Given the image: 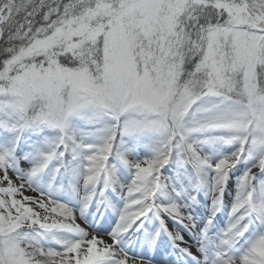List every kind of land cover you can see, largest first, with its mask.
I'll return each instance as SVG.
<instances>
[{
  "label": "snow or ice",
  "instance_id": "snow-or-ice-1",
  "mask_svg": "<svg viewBox=\"0 0 264 264\" xmlns=\"http://www.w3.org/2000/svg\"><path fill=\"white\" fill-rule=\"evenodd\" d=\"M73 117L100 125L94 143L71 130ZM45 127L59 135L29 178L56 161L55 172L79 170L86 186L110 178L118 134L160 136L142 162L116 152L133 171L109 239L10 177L21 133ZM0 130L11 134L0 150V264H135L114 247L122 233L139 231L149 213L185 220L177 204L153 199L170 158L198 177L212 169L218 193L226 173L253 151L259 158L240 178L232 220L208 264H264V205L252 185L253 169L264 173V0H0ZM217 131L224 134L210 135ZM216 141L237 147L213 163L201 146ZM253 219L258 233L237 247ZM56 233L67 234L54 235L58 248L34 242Z\"/></svg>",
  "mask_w": 264,
  "mask_h": 264
},
{
  "label": "rangeland",
  "instance_id": "rangeland-1",
  "mask_svg": "<svg viewBox=\"0 0 264 264\" xmlns=\"http://www.w3.org/2000/svg\"><path fill=\"white\" fill-rule=\"evenodd\" d=\"M72 121L73 122L76 121L77 123H79V125H87V128H88L87 129V132L86 133H84V132L81 133V131H78L77 128H76V126L74 125V123ZM71 122H72V126H70V128H71V130L73 132L76 133V135L78 137L80 135L85 136V141H86L87 138H88L89 141L95 140L94 139V136H95V131L96 130H95V128H94L93 131L89 130L90 129L89 126L92 125L94 127H97V126L100 127V125H94V124L86 123L84 120H82L79 117H73L72 120H71ZM76 122H75V124H76ZM41 131H44V129H42ZM51 131H52L51 134L53 136H55V137H49L48 140H45V143L46 144L49 143L50 141L54 140L58 136L55 133V131H56L55 128L51 129ZM223 134H224L223 132L217 131V132L211 133L210 135L211 136H220V135H223ZM129 135H130V133H129ZM92 143H93V141H92ZM222 145H224L223 150H227L228 148H231V151L232 152L235 151V149L237 147L235 144H227V143H223V142H220V141H216V142H209V143L203 144L201 146V151H202V153L204 155H206L208 157L211 156V153L212 154H216V155H214V158H210L209 157L210 160L214 163L216 160H218V159H220L222 157V150H220V148H221ZM129 147H130L129 144L126 143L125 141H122V138L119 136L118 141L116 143L114 142V153H113L114 154L113 155L114 157L111 160H109L110 161L109 162V167H111L112 172L115 175V177H114L115 180L116 179L120 180V183H121L120 186H121V190L122 191L125 190L126 187L130 184V181L132 179V176L131 175H132V171L133 170L130 169L129 167H127L126 165L122 164L119 161V159L116 156V152L122 153L123 156L125 157V159H127L129 161V163L133 164L132 163V160H133L132 159L133 158L132 157V151H129ZM228 155H229V153H228ZM67 156H68V154H66V157ZM133 156H135V155L133 154ZM69 158H70V156H68L66 159H69ZM258 158H259V154L256 151H253L250 155L246 153L245 155H243L236 162L235 166L232 167L226 173V178H228V179H231L232 178V182L234 183L233 185H234V187L236 189L235 192H234V195L232 197V203H231L232 205L230 206L231 211H232V208L234 207V205L236 204L237 199H238V197L240 195V178H241V176L243 175L244 171H246L248 168H251L252 163H254ZM170 161H171V165H172L173 174L175 176L172 177V178H168V176H167V173L168 172H165L164 170H160L159 175H160L161 187L159 189H162V192H165V194H161V192H157L156 194H158L159 199H156V200L154 199V201H155V203L158 204V203H160L161 200H164V199L167 200V199H169V197L171 195V191L173 189L172 198H170L166 204H160V205H161V207H165V206H168V205H170L172 203L177 204L179 206L180 212L183 213L184 214V217H185V220H184L183 223H187L190 216L189 217H188V215L185 216V214H186L187 211H190V205L187 203L188 202L187 201V197H185V196H183L181 194V191H180V189L178 187H180V184H181L182 185V187H181L182 188V192H185L186 191V188H185V186H183V184L189 185L190 182L194 181V179H195L194 176L196 175V172H195V170L190 165L185 166V167H178L177 164H176V162H175V159L174 158H171ZM27 168H29V167H27ZM182 171H184V172L182 173ZM22 172L24 173V178H26L27 177L26 174H25L26 172L25 171H22ZM181 173H182V176H181ZM253 173L255 174V177L256 178L252 181V185L255 188V190L258 189V192L261 191V193H260V200L261 201L258 203V205H262L263 202H264V173L260 172L258 169H253ZM57 174H58L57 172H53L52 173V176L53 177H51L52 181L50 183H47V182H39V185L41 186L39 189L42 188L41 191H44L45 193L47 192V194H49L51 197H56L58 195V193L60 192L62 194V196L64 197V199H65L66 202H72V201L75 202L74 195H75V192H77V191H76L75 188H74L75 191H73L72 188H73L74 184L79 183V180L80 179H83L82 176L79 175V170L76 172L75 175H73L71 173H68V177L71 180V186H70V188L68 190H65L64 189L65 190L64 193L61 191V188L62 187H61L60 183L58 185L53 184V182L56 179H58L56 177ZM212 174H214V171L212 169H206V170H203L200 173V176H199V178L202 180V183L204 184V190L206 191V195H209L210 193H213L211 191L212 182H213ZM179 175L181 176L180 179L178 178ZM21 177H23V176H21ZM165 178H167L168 180L166 181ZM233 178H234V181H233ZM16 182L24 183V180H22V181L21 180H18ZM30 187L34 190L30 194L37 197V194H38V192H36L37 190L35 188H33L32 186H30ZM44 188H46V189H44ZM77 194H78V192H77ZM124 204H125V200L121 197L120 198V201L118 202V206H117L118 207V210H116L117 211L118 218L115 220V224H114V227L112 228V230H109L108 232H112L113 229L115 228L116 223L119 220V216H120L122 210L124 209ZM110 208L113 209L114 206L113 205H110ZM81 209H82V206H80V209L79 210H81ZM207 209L208 208L205 207V210H207ZM208 211L212 212V210H209V209H208ZM73 213H74V215L76 217V220H77L79 215L76 214V211H74ZM87 219L89 220V217ZM229 219L232 220V217L230 216V214H229ZM79 225L85 231H87L89 233L96 234L98 237H102V238H104L106 240L110 238L109 237V234L110 233H95L94 231L87 230L86 226L81 225V224H79ZM150 231L151 232H150L149 237H150V239H152L154 237V235H155L156 229L153 228ZM54 235L56 237H64L62 235V233L41 235V237H43L44 239H47V237H50V236L51 237H54ZM64 235H67V234H64ZM248 241H249V239L244 240L243 241V244L240 247H247V242ZM122 245L123 246H125V245H128L129 246V240L127 238H125V237L119 236L117 238V243L114 245V247L117 250L121 251L123 254H125L127 256V258H129L131 261H134L135 264H143L141 262H137L135 259L131 258L127 253H125V251L121 248ZM202 253H203V255H204V257L206 259L210 258L211 255H212L211 249H209L207 247L202 251Z\"/></svg>",
  "mask_w": 264,
  "mask_h": 264
},
{
  "label": "trees",
  "instance_id": "trees-1",
  "mask_svg": "<svg viewBox=\"0 0 264 264\" xmlns=\"http://www.w3.org/2000/svg\"><path fill=\"white\" fill-rule=\"evenodd\" d=\"M73 122V121H72ZM72 122H70V126H72ZM76 122V121H75ZM75 122H73L74 123V125L76 126V124H75ZM46 128V129H45ZM45 128H43L44 129V131H33L31 128H29V129H25L22 133H21V135H20V139L23 137V138H27L29 135H31V136H38L39 137V139L40 140H44V141H42L41 143H40V148H39V152L41 153H44V152H46L47 151V149H48V143L46 144L45 143V140H48L49 139V137H55V136H53L51 133H52V131H51V129H53V128H51V127H45ZM76 128H77V130L79 129L78 128V126H76ZM55 133L57 134V135H59V132H58V130L56 129V131H55ZM152 133V132H151ZM147 134V133H146ZM145 134V135H146ZM0 136H1V138H0V141H2L3 140V143H2V147H3V145H4V143H5V141L7 140V139H11V134L10 133H6V132H4L3 130H0ZM80 136H82V135H80ZM144 136V135H143ZM143 140V139H142ZM20 141V140H19ZM86 142L88 143V142H91V141H89L88 139H86ZM94 143V142H93ZM29 231H31V230H29Z\"/></svg>",
  "mask_w": 264,
  "mask_h": 264
},
{
  "label": "bare ground",
  "instance_id": "bare-ground-1",
  "mask_svg": "<svg viewBox=\"0 0 264 264\" xmlns=\"http://www.w3.org/2000/svg\"><path fill=\"white\" fill-rule=\"evenodd\" d=\"M161 194H165V192H162V191H161ZM160 198H161V197H160ZM179 234H180V233H179ZM185 248H187V247L185 246ZM185 248L183 247L184 250H186ZM187 252H188V251H187Z\"/></svg>",
  "mask_w": 264,
  "mask_h": 264
}]
</instances>
